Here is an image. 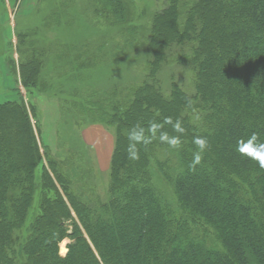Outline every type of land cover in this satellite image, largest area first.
<instances>
[{
	"label": "trees",
	"instance_id": "trees-1",
	"mask_svg": "<svg viewBox=\"0 0 264 264\" xmlns=\"http://www.w3.org/2000/svg\"><path fill=\"white\" fill-rule=\"evenodd\" d=\"M165 2L146 43L149 73L108 116L105 202L69 192L53 163V177L42 168L36 181L34 109L0 103V264H264V0H195L181 22L180 0ZM101 3L123 17L122 0ZM185 43L194 44L195 94L173 82L165 94L157 74ZM41 66H21L25 87ZM189 110L201 111L200 125Z\"/></svg>",
	"mask_w": 264,
	"mask_h": 264
},
{
	"label": "rangeland",
	"instance_id": "rangeland-1",
	"mask_svg": "<svg viewBox=\"0 0 264 264\" xmlns=\"http://www.w3.org/2000/svg\"><path fill=\"white\" fill-rule=\"evenodd\" d=\"M194 1L180 0V22ZM122 2L123 17L102 11L101 0H6L7 4H0L5 31L0 41V103L22 100L34 109L31 121L42 154L36 181L42 168L53 177L49 166L53 163L65 177L69 192L86 204L108 199L115 144V127L108 116L115 105L119 111L125 109L146 79L151 21L166 5L165 0ZM193 48V43H185L168 51V62L157 74L165 94L172 82L195 94ZM31 59L42 66L35 87H25L21 66ZM186 115L193 124H201L200 110L186 111ZM56 186L66 200L61 186ZM163 189L171 195L170 186L164 183ZM171 201L175 203L173 196ZM37 202L35 195L27 223L38 214ZM65 243L61 254L66 252Z\"/></svg>",
	"mask_w": 264,
	"mask_h": 264
},
{
	"label": "crops",
	"instance_id": "crops-1",
	"mask_svg": "<svg viewBox=\"0 0 264 264\" xmlns=\"http://www.w3.org/2000/svg\"><path fill=\"white\" fill-rule=\"evenodd\" d=\"M8 1H10V0H8ZM2 3H5V4H7L6 3V0L4 1V0H0V4H2ZM4 28H3V16H2V14H0V41H1V39H2V37H4L5 35H4ZM6 32H7V29H6ZM3 35V36H2Z\"/></svg>",
	"mask_w": 264,
	"mask_h": 264
}]
</instances>
